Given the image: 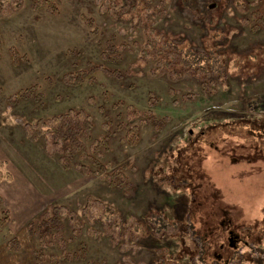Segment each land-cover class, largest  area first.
<instances>
[{"label":"rangeland","instance_id":"obj_1","mask_svg":"<svg viewBox=\"0 0 264 264\" xmlns=\"http://www.w3.org/2000/svg\"><path fill=\"white\" fill-rule=\"evenodd\" d=\"M55 1L49 16L31 0L14 11L2 0L0 208L8 220L0 244L52 205L63 237L45 253L64 252L60 264H264V22L243 24L253 7H240L255 0H149L154 12L125 20L103 0ZM149 28L177 48L166 70L140 55ZM110 44L123 47L119 61L101 57ZM96 66L120 76L90 73ZM73 71L95 84L65 85ZM31 86L35 97L10 99ZM125 105L168 119L158 131L141 127L128 145L120 141ZM70 108L92 116L93 138L108 122L100 158L123 169L127 188L64 169L60 143L26 135L25 123Z\"/></svg>","mask_w":264,"mask_h":264},{"label":"trees","instance_id":"obj_2","mask_svg":"<svg viewBox=\"0 0 264 264\" xmlns=\"http://www.w3.org/2000/svg\"><path fill=\"white\" fill-rule=\"evenodd\" d=\"M11 1V0H10ZM14 4H10L5 8L7 11H14L20 8L23 0H13ZM2 0H0V9H2ZM13 5V6H11ZM34 10H44L49 16H55L58 12L55 0H31ZM104 10L117 20H125L131 16H139L146 11H155L150 1L146 0H103ZM253 7L249 19H241L243 24L253 23V26L261 27L264 22V0H255L247 2L240 6L243 10ZM160 15H163L161 12ZM163 34L149 28L146 34L145 43L140 46V55L145 61H153L156 63L160 71L167 69V65L171 62L172 54L178 56L177 48L173 42L164 40L160 44ZM123 49L121 45L110 44L101 52V57L108 61H119V51ZM12 64H16L18 54L11 47L9 49ZM100 70L101 73H107L116 76L117 70H109L102 66L94 67L91 72ZM62 81L65 85L78 87L85 82L95 84V78L87 77L84 71H73L63 75ZM202 90H205V83L202 82ZM35 97L34 86L21 88L17 90L10 99L15 102ZM152 105V104H150ZM123 117L125 119L124 126L125 135L121 138L122 143L134 145L139 139V131L141 127L152 125L155 130H160L167 116L157 118L156 114L151 110H139L132 105H125ZM106 117V116H105ZM25 133L31 138H45L46 136L60 143L61 149L59 154V163L64 169L74 167L83 175H96L105 182L109 187L115 189H125L129 186L127 178L122 168L109 170V165L101 161L102 152L108 149L109 133L108 122H104L103 133L96 138L92 137L94 130V122L91 115L82 109L70 108L62 113L53 115L49 118H39L32 124L25 123ZM83 161H87L89 165H85ZM0 196V205L2 203ZM103 209L113 215L118 214L117 210L108 205L103 204ZM60 208L48 206L40 214V216L28 223L25 227L17 231V233L6 239L0 244V264H60L64 260L68 261L64 252L59 255L45 253L47 246L53 247L63 237L61 220L59 219ZM74 216L70 213L69 220L78 223ZM8 220L7 210L0 208V226H3ZM227 222V221H226ZM79 225L75 229L74 234L79 235ZM204 235V236H202ZM198 236L197 242L200 246H205L207 234ZM236 241H238L236 239ZM234 243V240L231 242ZM82 249V248H81Z\"/></svg>","mask_w":264,"mask_h":264}]
</instances>
